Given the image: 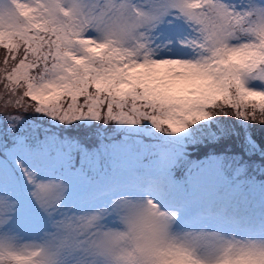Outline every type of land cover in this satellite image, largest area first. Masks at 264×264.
<instances>
[{
	"label": "snow or ice",
	"instance_id": "1",
	"mask_svg": "<svg viewBox=\"0 0 264 264\" xmlns=\"http://www.w3.org/2000/svg\"><path fill=\"white\" fill-rule=\"evenodd\" d=\"M257 127L264 0H0V264H264Z\"/></svg>",
	"mask_w": 264,
	"mask_h": 264
},
{
	"label": "trees",
	"instance_id": "2",
	"mask_svg": "<svg viewBox=\"0 0 264 264\" xmlns=\"http://www.w3.org/2000/svg\"><path fill=\"white\" fill-rule=\"evenodd\" d=\"M227 122L228 121L226 120L225 123ZM253 132L257 139L264 138V128H261V127L254 128ZM191 151H193V156L202 155V152H197L196 150H191Z\"/></svg>",
	"mask_w": 264,
	"mask_h": 264
},
{
	"label": "rangeland",
	"instance_id": "3",
	"mask_svg": "<svg viewBox=\"0 0 264 264\" xmlns=\"http://www.w3.org/2000/svg\"><path fill=\"white\" fill-rule=\"evenodd\" d=\"M194 158V157H193Z\"/></svg>",
	"mask_w": 264,
	"mask_h": 264
}]
</instances>
